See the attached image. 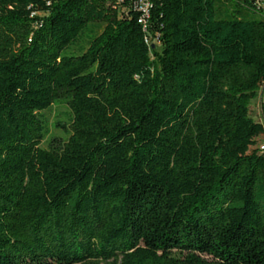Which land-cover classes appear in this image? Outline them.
Here are the masks:
<instances>
[{
  "label": "trees",
  "instance_id": "16d2710c",
  "mask_svg": "<svg viewBox=\"0 0 264 264\" xmlns=\"http://www.w3.org/2000/svg\"><path fill=\"white\" fill-rule=\"evenodd\" d=\"M150 2L0 0V264H264V13Z\"/></svg>",
  "mask_w": 264,
  "mask_h": 264
},
{
  "label": "built area",
  "instance_id": "2783aa9c",
  "mask_svg": "<svg viewBox=\"0 0 264 264\" xmlns=\"http://www.w3.org/2000/svg\"><path fill=\"white\" fill-rule=\"evenodd\" d=\"M107 5L120 16L127 15L130 11L137 13V24L144 33L147 32V23L149 19V10L151 6L150 0H103ZM254 8L264 13V0H250ZM144 43L149 49L158 46L157 38L150 39L144 37ZM260 152H264V146H258Z\"/></svg>",
  "mask_w": 264,
  "mask_h": 264
},
{
  "label": "rangeland",
  "instance_id": "374dc122",
  "mask_svg": "<svg viewBox=\"0 0 264 264\" xmlns=\"http://www.w3.org/2000/svg\"><path fill=\"white\" fill-rule=\"evenodd\" d=\"M70 49L66 48L62 51V54H69ZM72 51H75V48L72 47ZM74 55H77L78 52L72 53ZM67 108L65 105H58L55 107H51V110L49 112H45L46 115H48V121L49 123L55 119V116L58 114L57 119L61 121H65L64 114L66 113ZM264 85L260 86L256 93V98L252 101H250L248 105V113L251 119L254 122L260 123L263 126L264 130ZM51 133H54L56 136L64 137V133L62 131H51ZM258 146H264V133L257 137L255 139V148H258ZM264 155V152H262Z\"/></svg>",
  "mask_w": 264,
  "mask_h": 264
}]
</instances>
